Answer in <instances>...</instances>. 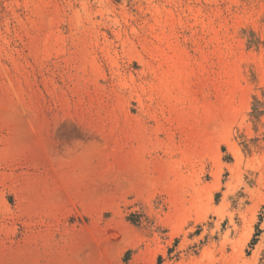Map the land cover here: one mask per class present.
Listing matches in <instances>:
<instances>
[{
  "label": "rangeland",
  "instance_id": "1",
  "mask_svg": "<svg viewBox=\"0 0 264 264\" xmlns=\"http://www.w3.org/2000/svg\"><path fill=\"white\" fill-rule=\"evenodd\" d=\"M0 264H264V0H0Z\"/></svg>",
  "mask_w": 264,
  "mask_h": 264
}]
</instances>
